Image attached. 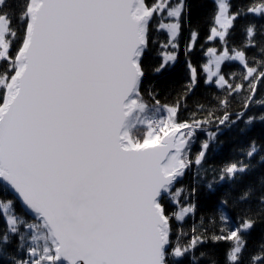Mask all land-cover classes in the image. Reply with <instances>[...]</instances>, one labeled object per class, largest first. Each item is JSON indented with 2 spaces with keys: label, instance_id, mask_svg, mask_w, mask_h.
Returning a JSON list of instances; mask_svg holds the SVG:
<instances>
[{
  "label": "snow or ice",
  "instance_id": "1",
  "mask_svg": "<svg viewBox=\"0 0 264 264\" xmlns=\"http://www.w3.org/2000/svg\"><path fill=\"white\" fill-rule=\"evenodd\" d=\"M0 264H264V0H0Z\"/></svg>",
  "mask_w": 264,
  "mask_h": 264
}]
</instances>
